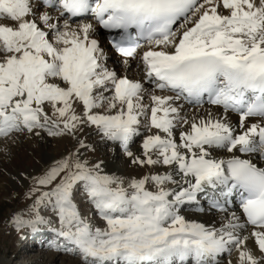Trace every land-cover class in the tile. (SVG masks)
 Here are the masks:
<instances>
[{
    "label": "snow or ice",
    "instance_id": "obj_1",
    "mask_svg": "<svg viewBox=\"0 0 264 264\" xmlns=\"http://www.w3.org/2000/svg\"><path fill=\"white\" fill-rule=\"evenodd\" d=\"M23 137L69 146L12 177L21 239L77 264H264V0H0V153Z\"/></svg>",
    "mask_w": 264,
    "mask_h": 264
},
{
    "label": "rangeland",
    "instance_id": "obj_2",
    "mask_svg": "<svg viewBox=\"0 0 264 264\" xmlns=\"http://www.w3.org/2000/svg\"><path fill=\"white\" fill-rule=\"evenodd\" d=\"M86 139L96 149L94 153L90 154V158L98 157L104 159L108 164L113 156L116 157V161H114L116 165L114 163L112 165L116 166V169L111 167L110 170L107 168L106 171L116 172L118 175L135 174L134 169L128 168L127 159L120 156L121 152L118 146H116L115 151L112 150L114 149L112 146L101 142L98 137L93 136ZM138 145L139 141L133 145L134 151L138 149ZM68 146L69 142L66 140L38 142L35 139L23 137L17 144L10 146L9 154L0 153V264H77L75 257L58 254L42 248V246L34 249V252L30 251L22 256L24 251L19 250V245L23 239L7 223L11 214L23 210L28 203L22 198L24 188L17 184L12 177L21 171L38 172L43 164L49 161L47 157H58ZM119 167L122 170L118 172L117 168L119 169ZM81 208L84 211L85 206L81 205ZM89 210L92 221L97 226H103V222L95 215V211L90 208ZM187 214L190 215L191 213Z\"/></svg>",
    "mask_w": 264,
    "mask_h": 264
},
{
    "label": "bare ground",
    "instance_id": "obj_3",
    "mask_svg": "<svg viewBox=\"0 0 264 264\" xmlns=\"http://www.w3.org/2000/svg\"><path fill=\"white\" fill-rule=\"evenodd\" d=\"M100 34H101V37L103 38V33L101 32V30H100ZM116 60V57L115 56H112L111 57V59L109 60V65L111 66L112 64H113V62ZM131 71L134 73L135 72V64L133 63V65H132V69H131ZM206 107V106H205ZM233 119L235 120L236 119V117L235 116H233ZM108 145H110V146H112L113 148H114V150L116 151V146H113L112 144H108ZM134 145V144H133ZM132 145V147H134ZM137 149V148H136ZM110 154V153H109ZM117 156H119L118 154H117ZM120 156H122V157H124L122 154L120 155ZM46 157H47V155H46ZM51 158L50 157H47V160H50ZM45 160V159H44ZM108 161V160H107ZM114 161H116V157L114 158V156L111 158V160H110V162L108 163V164H111V165H109V169L108 170H110L111 169V167H112V169H116V166L114 167V166H112L113 165V163H114ZM115 165H116V163H114ZM129 168V167H128ZM120 170H122V168H120L119 167V169L117 168V171L119 172ZM115 171V170H114ZM182 214H184V215H186L188 218H191V219H199L201 222H208V223H211L212 222V220H213V217H211L209 214H207V213H204V214H200V213H196L195 215H193V214H187V213H182ZM45 235H47V233H43L42 235H34V234H29L25 239H23L22 240V242H21V244L19 245V250L21 249V248H23V247H25L26 245H25V243H26V241H27V239L29 238V237H31V239H40V238H42L43 239V237L45 236ZM33 251V250H32ZM34 252V251H33ZM29 256V255H28Z\"/></svg>",
    "mask_w": 264,
    "mask_h": 264
}]
</instances>
